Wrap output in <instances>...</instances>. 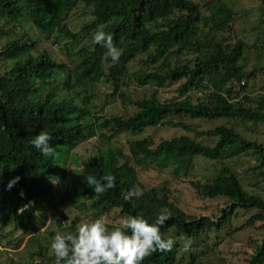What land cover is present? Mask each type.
Returning <instances> with one entry per match:
<instances>
[{"label": "trees", "instance_id": "16d2710c", "mask_svg": "<svg viewBox=\"0 0 264 264\" xmlns=\"http://www.w3.org/2000/svg\"><path fill=\"white\" fill-rule=\"evenodd\" d=\"M235 1L0 0V59L11 62L0 73V224L8 219L14 229L26 235L23 246L34 247L31 253H41L38 234L33 233L43 225L46 212L58 207L61 216L66 204L81 210V199L89 202L86 210L94 219L113 209L121 218L143 216L154 223L160 209L166 207L172 218L160 227L163 237L194 240L191 251L178 254L183 241L177 239L171 251L153 253L141 264H180L181 257L189 260L187 264H211L214 246L206 247L203 237L219 232L214 239L221 238L223 227L236 209L256 212L227 235L264 220V197L247 192L240 182L242 174L251 173L252 184L264 186V144L225 125L199 130L169 120L171 116H186L209 121L236 119L248 123L246 127L264 124V93L248 96V82L264 77V31L257 29L249 45L242 38L230 42L225 37L233 31L235 20L249 23L264 16V0H257L259 9L253 14ZM81 4L90 8V17L78 31H71L63 23L64 13ZM23 18L45 37L54 32L50 37L54 44L64 37L74 41L84 36L89 47L80 46L77 62L68 67L44 49L35 51L37 39L30 35ZM101 25L113 35L115 46L123 49L118 62L108 57L104 47L93 43V35ZM65 47L66 40L59 48ZM249 48L263 55V62L247 66L243 53ZM189 52L193 53L190 63H172L177 55ZM104 53L109 63L105 71ZM138 54L144 56L138 59V69L130 73L127 66ZM59 72L63 80L52 85ZM100 77L111 86L106 102L96 91ZM131 82L133 86L152 84L155 88L148 95L132 98L125 89ZM175 82H179V98L160 100L157 88ZM38 83L47 84L44 92L38 93ZM192 90L201 93L194 101L189 93ZM116 100L123 107L132 105V112H107L105 107ZM157 125L180 128L185 134L156 142L149 136L133 138L126 140L125 148L115 143L116 135H134ZM40 132L51 135L53 156H44L33 147L31 141ZM199 137L215 138V142L205 145L195 140ZM91 138V154L84 160L69 157L73 165L66 167L65 157L70 150ZM241 154L252 159L241 172L235 168L237 158L230 163L223 161ZM196 156L218 163L216 173L204 180L193 178ZM135 167L150 168L165 177L144 186ZM67 172L84 183L80 189L66 182ZM106 174L115 175L116 187L97 196L87 185V177L100 179ZM17 176L18 183L8 190V182ZM181 180L200 199L226 198L228 203L218 208L217 215L187 213L172 196L171 182ZM130 189H139L143 194L125 201L122 193ZM23 205H29L28 209L18 213ZM75 220H70L68 232L76 233ZM118 224L107 223V227L112 230ZM47 234L53 240L55 234ZM244 264H264V245L255 246Z\"/></svg>", "mask_w": 264, "mask_h": 264}, {"label": "rangeland", "instance_id": "374dc122", "mask_svg": "<svg viewBox=\"0 0 264 264\" xmlns=\"http://www.w3.org/2000/svg\"><path fill=\"white\" fill-rule=\"evenodd\" d=\"M199 3H202L205 0H195ZM236 4H240L244 8H248V10L253 14L256 13L259 9V2L257 0H236ZM90 8L85 7L84 5H79L73 7L69 12L64 13L63 23L66 24L67 28L71 31H78L82 23L86 22L89 17ZM250 13V14H251ZM258 16V15H257ZM253 17V15H252ZM251 17V18H252ZM254 19V17H253ZM262 19V21H260ZM23 23L28 27V31L30 35L37 39V43L35 46V51L40 49H44L48 52L51 58L54 60H58L64 62L68 67H73L78 60L77 51L80 46L86 45L89 47V40L86 37H81L79 40L76 39L71 41L70 39L64 37L63 39H57V43L51 42V35L45 37L43 33L40 31H35L27 18H23ZM19 28V27H18ZM206 27H204L205 29ZM261 28L264 31V16H258L257 19L250 21L249 23L241 22L240 19L235 20L234 27H232L233 31L229 32L225 35L226 39L230 42L242 38L248 45L254 39L257 34V29ZM66 40V47L60 49L59 46ZM3 39L0 40L2 44ZM259 43V42H258ZM34 53V50H33ZM259 55V56H258ZM106 53L102 55L104 60L102 62V68L107 66L109 63L105 59ZM144 54H138L135 58L128 64L129 72H134L138 69L140 57L143 58ZM193 53L189 52L186 54H179L174 62H191ZM262 56L255 50V48H249L244 50L243 57L245 59L247 66H251L255 63L263 62ZM175 57H169V60H172ZM11 64L8 60L0 59V73ZM105 71V70H104ZM131 76V75H130ZM57 80H63L61 73L52 79L51 84L56 85ZM133 79H130L132 81ZM179 82L171 83L163 85L162 87L157 88V96L160 100H173L177 99L178 93L176 87ZM235 84V83H234ZM248 90L250 94L248 96H257L260 93H264V77L261 75L255 81L248 82ZM47 84L46 83H38L36 85V89L38 93H42L45 91ZM237 84H235V88ZM123 88V87H122ZM155 87L152 84H147L146 86L139 87L136 85H132V82L125 87L128 89L129 94L132 98L141 95H148L152 93ZM124 89V90H125ZM111 90V86L103 77L96 83V91H98V95L101 97V101L106 102V98H108L109 92ZM191 96V100L194 101L196 96H200L201 93L198 90H192L189 92ZM99 100H97L98 102ZM105 107L107 112H115L117 114L122 113L123 115L129 114L132 112L133 106L123 107L120 105L119 100L110 102ZM171 121H182L186 124L192 125L196 129L204 130L208 128H212L217 125H225L231 127L237 132H240L243 136L247 138H251L256 140L257 142H261L264 144V124H259L257 126H249L245 125L248 123L239 122L236 119L229 118H217L214 120H204V119H192L186 116L169 117ZM180 134H185L183 130L180 128H172L167 125H157L155 127H147L143 129L140 133L132 135L131 133H123L120 135H116L114 137L115 143H117L120 147L125 148L126 140L140 137H151L155 142L159 139H170L172 137L178 136ZM189 136H192L191 133H186ZM198 142L205 145H213L215 142V138L209 137H199L196 138ZM93 138L82 142L75 146L70 150L69 154L65 157L66 167H72L71 161H69V157L73 160L79 158V160H84L88 157L92 150ZM264 146V145H263ZM237 158V164L235 168L237 171L241 172L248 164L252 163V159L248 155H239L230 158V160H223L226 163H230ZM219 168V164L213 162L211 160H207L201 158L199 156L195 157L193 169L191 171V176L197 179H205L211 177L216 173ZM135 172L140 182L144 186H148L150 184L156 183L161 178L165 177V174H158L157 172L149 169H140L135 167ZM77 175L69 176V172L66 175V182L71 186H76L75 189H80L84 184L80 180H77ZM241 185L247 192H255L258 193L261 197H264V186L262 183H257V185H253V176L251 173H247L246 175L242 174ZM171 189L173 190V197L178 202L179 206L186 211L187 213L199 215H209L215 214L217 215L218 208H221L228 203L226 198H217L212 200H205L196 197L187 183L184 180L179 182L173 181L171 182ZM77 204V203H76ZM89 206V202L87 200L81 199V205L78 207L81 210H78L71 204H66L61 209V216L58 207L52 208L46 212V218L44 220L43 225H40L33 234H38L39 243L42 245L41 253L38 255L34 251V247L23 246L24 242H26V235L14 229L9 223L10 221L7 219L3 223V227L0 228V264H56L55 256L51 251V238L49 239L48 231H52L53 235L59 232L67 231V227L70 225V220L76 218L75 226H79L82 223L91 222L96 219L90 218L88 210L86 207ZM256 212L255 209H241L238 208L235 210V213L229 218L227 224L223 227L221 231V238L216 241L214 239L215 235H218L219 232H210L207 237H203V243L208 246L211 244L214 246L213 251L211 252L212 259L210 260L211 264H244L245 259L248 257L250 253L254 251V247L263 244L264 245V220L255 221L252 224H248L247 226L237 230L235 233L231 235H227V232L232 227H237L240 224L246 222L247 218ZM100 217H105L107 223H118L121 217L118 215V212L111 209L108 212L103 213ZM99 217V218H100ZM108 226V225H107ZM110 230V229H109ZM15 236L12 240L11 237ZM178 241V240H177ZM181 241V240H179ZM216 243L214 244V242ZM182 243V242H181ZM183 245V243H182ZM38 247V246H37ZM36 247V251H37ZM178 254L179 252H184L183 246L177 248ZM216 261L213 263L214 259ZM180 264H187L188 259L181 257Z\"/></svg>", "mask_w": 264, "mask_h": 264}, {"label": "clouds", "instance_id": "9594fccd", "mask_svg": "<svg viewBox=\"0 0 264 264\" xmlns=\"http://www.w3.org/2000/svg\"><path fill=\"white\" fill-rule=\"evenodd\" d=\"M103 25L94 33L93 43L99 44L107 50L108 57L115 63L123 54V49L115 46L113 35L103 30ZM52 137L47 132H40L31 141L34 148L39 149L44 156H53L55 149L51 146ZM20 177H14L7 184L10 190ZM87 185L97 195H103L116 187V177L106 174L97 179L87 177ZM139 189H130L122 193L125 201L139 198ZM23 197V191L20 192ZM29 205L21 206L17 211L23 213ZM172 218L171 211L164 207L160 209L154 223H149L143 216H126L120 219L118 226L109 230L105 217L82 223L76 233L57 231L51 243V251L56 264H141V262L156 252L171 251L177 239L183 241L185 252L192 250L194 240L187 237H163L160 227ZM0 224V228L3 227ZM130 231V234H129Z\"/></svg>", "mask_w": 264, "mask_h": 264}]
</instances>
